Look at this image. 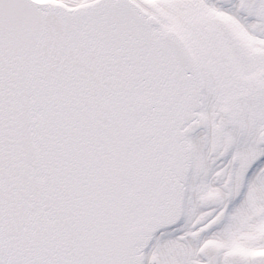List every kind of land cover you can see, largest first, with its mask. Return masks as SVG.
I'll return each instance as SVG.
<instances>
[{"label": "snow or ice", "instance_id": "1", "mask_svg": "<svg viewBox=\"0 0 264 264\" xmlns=\"http://www.w3.org/2000/svg\"><path fill=\"white\" fill-rule=\"evenodd\" d=\"M0 264H264V0H0Z\"/></svg>", "mask_w": 264, "mask_h": 264}]
</instances>
